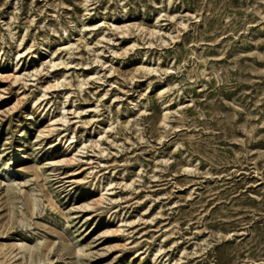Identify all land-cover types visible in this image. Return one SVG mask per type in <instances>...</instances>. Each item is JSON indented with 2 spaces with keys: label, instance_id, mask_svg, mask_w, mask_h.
<instances>
[{
  "label": "rangeland",
  "instance_id": "374dc122",
  "mask_svg": "<svg viewBox=\"0 0 264 264\" xmlns=\"http://www.w3.org/2000/svg\"><path fill=\"white\" fill-rule=\"evenodd\" d=\"M0 264H264V0H0Z\"/></svg>",
  "mask_w": 264,
  "mask_h": 264
}]
</instances>
